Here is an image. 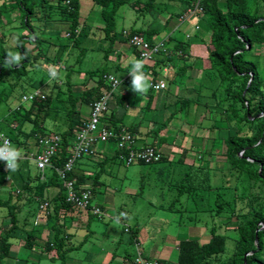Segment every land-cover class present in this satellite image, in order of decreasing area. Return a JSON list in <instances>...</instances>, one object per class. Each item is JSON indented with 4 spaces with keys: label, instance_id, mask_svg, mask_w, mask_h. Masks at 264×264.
<instances>
[{
    "label": "rangeland",
    "instance_id": "rangeland-1",
    "mask_svg": "<svg viewBox=\"0 0 264 264\" xmlns=\"http://www.w3.org/2000/svg\"><path fill=\"white\" fill-rule=\"evenodd\" d=\"M17 1L0 0V10L8 12L12 19V22L8 23L7 19L0 15V33L4 32L6 35L2 46L6 52L18 53L22 57L19 62L23 61L18 40L22 36L26 40L30 39L34 33L43 34L46 41H54L58 44L55 48L52 47V51L48 44H44V48L51 51L48 53L49 60L47 62L37 60L30 73L25 77L10 72L11 68L9 64H6L7 77L5 82L0 85V129L11 139L17 133L13 126L24 124L23 127L21 126L23 133L19 138L23 146L19 147V142H13V148L19 152V156H22L23 153L35 147L34 138L29 137L33 125L13 111L22 105L24 96L35 91L41 90L44 93L54 91V94H57L58 91L54 86L55 79L51 75L53 71L56 72L62 68L61 77L56 81L59 80L63 85L66 82H71L79 90L83 89V84L95 80V72L98 69L103 67L109 71H115L114 68L117 65L115 62L119 57L116 51L119 47V50L124 49L125 53L130 56L126 66H129L131 70L132 62L138 58L135 56L136 50L131 46V43L117 42L113 50H108L110 41L106 39L105 21L101 16V10L88 0L85 1L82 8L84 22L80 28L81 36L78 45H73V39L66 36L68 24L46 21L45 13H48V9L37 7L36 13L31 19V27L22 26L23 11L18 8ZM147 1L132 0V4L124 6L117 16V31L129 32L133 26L147 28L151 23L158 29L165 30L167 21L165 14L177 15L184 11L188 4L185 0L162 1L165 4L160 1L161 12H167L163 15L165 17L156 19L139 12L140 8L138 7L142 8ZM233 2L235 1L233 0ZM238 2V8L242 12L264 14V3L261 0L259 2L252 0L250 3L248 0H239ZM134 4H137L138 7H134ZM166 6L169 8L166 9ZM54 19L59 20L58 14L54 16ZM189 31L198 33L197 28ZM200 34V42L208 41L209 43L211 41V27L208 20H205L201 26ZM175 35L182 42L185 38L184 29ZM27 48L32 49V44L27 42ZM83 51L84 54H82ZM204 51L207 52L205 58L207 61L202 66L207 69L210 64L209 46L206 44ZM57 58L60 59L59 64L55 62ZM250 60L257 64L260 74L264 78V45L256 47ZM150 63L151 61H148L145 65ZM62 64H66L65 67L71 71L70 76L67 75L68 71ZM175 71L176 67L171 73L176 74ZM118 78L121 79V76ZM156 78L153 81H165L168 89L166 91L157 90L155 95L171 93L170 75L160 70L156 74ZM179 80L185 86L190 83V79L187 80V78H179ZM121 86L123 87V85ZM63 89L66 90V85ZM210 90L203 89L202 94L207 95ZM200 95L199 91L192 93L184 91L182 95L170 97L167 109L157 110L150 114L146 110L142 111L140 119L147 115L145 124H149L150 119L159 123H167L173 112L180 111L177 120L173 121L174 127L166 125V129L161 133L162 137H168L165 143L160 146L159 151L162 159L152 165L136 163L128 167L121 160L112 161L107 165L106 173L102 179L106 185L101 189L108 194L107 196L114 197V206H109L103 217L95 218L89 229L87 226H77L78 229H76L72 223L63 222L65 225H70L67 231L75 235L72 240L74 245L79 246L86 237L88 239L80 250L73 251L67 256V264H122L127 255H132L135 258L137 247L136 242L134 240L132 242V232L136 229L140 231L141 236L139 238L140 251L147 260L158 258L168 261L170 264H177L178 244L181 241L197 240L201 243H208L212 238L213 229L217 234L225 232L227 225L225 223L228 222L225 212L235 208L234 200L233 203L231 200L235 193V187L239 184L232 172L225 171V159L222 157L225 150L224 143H218L213 148L212 145L215 138L220 141L225 140L236 134L237 130L233 125L231 128L227 127L229 124L235 123V120H231V117L234 116L222 118L221 115L197 105L196 101ZM62 98L67 99L66 93H62ZM47 100L49 99L47 98ZM191 106L192 110H190ZM136 109H139L138 106ZM220 113L223 112L220 110ZM212 118L217 120V128L212 127L214 125ZM208 128H211L210 137L206 136L205 130ZM250 131L248 126L243 132H238V135H248ZM206 146L215 155H202L201 151ZM208 160L213 161L211 167L213 165L214 169H219V172H208L207 170L196 172L194 170L195 166L198 167L201 164L204 168L207 167ZM34 161L35 159H30L32 178L38 175L37 164ZM20 163V160L17 159L18 168L15 171L0 170V201L7 202L10 192L18 190L17 186L14 189L15 181H9V176L11 177L12 172L21 173L19 171ZM27 176L24 175L22 178L26 179ZM20 180L21 176L18 181L21 184ZM50 191L51 189H47L35 193L39 198L47 199V194L52 195ZM181 191H183L182 195ZM15 192L12 199L14 204L17 203ZM25 194L26 192H24L21 202L22 211L18 213V229L11 240V257L5 264H61V260L52 261L47 257L46 247L47 243L53 241V231L50 232L47 227H43V224L47 222L46 218L43 220L37 218L40 210L38 200H30L29 197L26 199L27 195ZM224 202H227L229 206L223 204ZM123 213L127 215V218L117 221V218H121ZM8 215H10L8 206H0L1 229H7L12 225ZM36 227L38 233L35 231ZM127 228H130L128 233L126 232ZM227 233L231 238L236 237L231 230H228ZM29 235H37L31 249L25 246ZM128 264L133 263L128 262Z\"/></svg>",
    "mask_w": 264,
    "mask_h": 264
},
{
    "label": "trees",
    "instance_id": "trees-1",
    "mask_svg": "<svg viewBox=\"0 0 264 264\" xmlns=\"http://www.w3.org/2000/svg\"><path fill=\"white\" fill-rule=\"evenodd\" d=\"M85 1L87 0H18L17 2L18 8L23 11L21 15L22 26L27 28L31 27V19L35 15L37 7L44 10L48 9V13H45L46 21H57L68 24L66 36L69 39H73V45H78L79 37L81 36L80 28L84 22L82 8ZM88 1L101 10V16L105 21L104 30L106 39L110 41V46L108 48L110 51L115 48L117 42L130 43L131 36L133 35H146L155 42L156 38L163 32L151 23L147 28L133 26L129 31L130 36L124 37V30L123 32L117 31V16L124 6L132 4V0ZM250 1L252 0H248L249 3ZM261 1L264 3V0ZM196 2L195 0H189L187 2L189 5L187 9L181 14L171 15L169 20L176 17L181 18L186 14L188 8ZM156 3L157 0H148L142 8L140 6L138 7L137 4H134V7L140 8L139 12H142V14L156 18ZM201 6L204 11L210 15L208 24L211 27V41L209 43L207 41V45L209 46L210 65L209 68L203 70L202 78L199 81V92L201 95L196 101V104L209 111L215 112V114L221 115L222 118H228L230 115L234 116L231 117V120H235V123L229 124L227 127L231 128L233 125L237 133L235 132L236 134L230 138L221 140L222 142L218 138H215L212 148L218 143H224L225 150L222 157L225 159V171L232 172V175L236 176L237 184L239 185L235 187V193L231 200V203H233L234 200L235 208L225 212L227 215L226 218L228 219V222L225 223L227 224L225 232L217 234L213 229L212 238L208 243H201L197 240L181 241L178 244L179 257L177 264H264V78L261 76L257 64L250 60L256 47L264 45V14L259 15L257 12L253 14L242 12L234 6L232 1L222 3L221 0H201ZM57 14L59 20L54 19V16H57ZM0 15L6 18L8 23L12 22L8 12L0 10ZM188 22L189 21L184 22L187 26L185 27V38L183 41L181 42L179 39H175L174 42V51L180 58H186L190 55V47H185V45H189L191 35H196L195 32L192 33V31H189L192 26L190 23L188 24ZM5 40L6 35L4 32H1L0 85L5 82L7 77L6 64H9L11 68L10 72H14L20 77H25L30 73V70L34 67L37 60L47 62L49 60L48 53L52 51V47L55 48L58 46L57 42L46 41L43 38V34L34 33V36L27 40L22 36L19 38L18 44L24 60L15 64L14 62H10V57L2 46ZM27 42L32 44L33 50L27 48ZM204 42L206 43V41ZM44 44L49 45L50 52L44 48ZM84 53L83 51L82 54ZM169 60L170 59H167L161 63L168 62ZM55 62L59 64L60 59L57 58ZM62 65L65 67L66 64ZM121 67L122 64H119L116 68ZM158 68L162 70V67ZM185 68L186 67H183L181 70L184 71ZM61 69L62 68H59V70L55 72V77L52 76V78L55 79L54 86L58 91L57 94H54V91L50 93L43 92L49 100L35 101L32 104L22 103V105L13 111L33 125L29 137L34 138L36 145L39 146V140L41 138L53 135L60 136L62 143L59 153L53 159V166L48 170V172H50L49 174H51L50 178L53 181L52 183L56 186L59 185L56 169L59 167L63 168L66 165L69 160L72 142L86 124L83 118L81 105H90L92 102L100 100L103 89H110L106 84L105 78L113 74V71H109L106 68L102 67L98 69L95 72V80L83 84V89L77 90L80 91V94L75 96L74 92L76 88H73L71 82L65 83L66 90H64L63 87L65 85L61 84L59 80L56 81V79H60L61 77ZM65 69L68 71L67 75L70 76L71 71L66 67ZM159 70L153 69L152 75L154 80H156V74H158ZM125 83L131 85L130 80L125 81ZM87 86L90 87L89 91L84 90ZM203 89L211 90L207 95H204L202 94ZM152 92V87H149L146 94L150 96L151 99L149 108L153 105ZM62 93H66L67 95V99L65 100L67 107L65 110H61L53 105L56 98L62 101L60 100ZM27 105H29V107H27ZM220 110L223 113H220ZM179 112L178 110L173 112L164 127L153 130L151 133L147 134L149 136L153 135L154 141L149 146L147 145L145 147H154L160 150V146L164 144L168 138L166 136L162 137L161 133L166 129L165 126H168ZM41 114L45 117L43 122L39 120ZM49 117L56 118V122H54L51 129H48L44 124L49 121ZM103 120L110 121L112 125L116 126V118L113 114L110 115V117L103 118ZM216 121V119L212 118V122L214 123L212 127H216ZM17 125L20 129H15L17 132L16 136L11 137L12 147L13 142H19V147L22 146V143L19 141V133H23L21 126L23 127L24 124ZM248 126L251 130L248 135H238V132H243ZM112 128L116 130V127ZM128 132L134 135L135 131L134 129H129ZM24 136L27 137L28 135ZM201 153L202 155H215L214 152L207 149V146L202 149ZM122 154L123 152L118 150L115 156L98 163L96 175L93 178L94 182L90 187L93 190L94 199L97 190L103 186L104 182L102 179L107 165L112 161L116 162L120 160ZM207 163V167L204 168L203 164H201L198 167L195 166L194 170L196 172H204V170L208 172H219V169H214L215 167L213 165L211 167L213 161L208 160ZM141 165L147 164L142 163ZM1 169H7L3 162H0V170ZM70 177L77 179L78 187L84 184L85 178L75 175L74 170ZM35 179L36 181L37 179L41 181V175L38 174L37 177L33 179L29 177V179L25 181L21 191L16 190L15 192L12 190L7 202L0 201V206H8L10 215L7 217L12 221V225L9 228H0V264H4L5 261L11 257V240L18 229V213L22 211L21 202L24 192H26L25 195H28L25 197L26 199H28L27 197L31 194L35 199L34 201H36V199L38 200V194L35 192L44 191L43 189H47L49 186L48 183L41 186L39 181H37L38 184L36 186H32L30 180L34 181ZM60 189L61 192L55 198L50 200L42 197L39 198L41 204L37 202L40 204L38 206L40 209L39 215L48 214V221L54 218L51 228L47 227L50 232L53 231V241L47 243L46 255L52 261L59 259L61 260V264H67V256L73 251L80 250L88 239L86 237L79 246L72 243L75 235L67 231L70 225H65V223H72V221L69 220V215L71 216L73 213L80 214L83 211L67 203L66 193L61 187ZM13 191L17 195V203L15 204L12 200L14 195ZM182 194L183 191H181V195ZM29 199L31 200L32 197H29ZM45 203H48L49 207L43 212L41 206ZM51 204L52 207L54 206L52 210ZM223 204L229 206L227 202ZM98 206L101 207L103 215L98 216L88 212L89 220L93 221L95 217H103L106 214V207L103 205ZM63 222L65 223L63 224ZM87 228H91V225L89 224ZM76 229L78 228L76 227ZM228 230L233 231L236 237L231 238L230 234L227 233ZM35 231L38 233L37 227ZM128 232H130V230ZM139 234L140 231L137 229L132 232V242L134 240V242L139 243ZM35 236L37 237V235L28 236L27 243L25 244L26 248H33ZM132 261H134V256L127 255L122 264H128V262ZM157 261L160 264H170L163 259H157Z\"/></svg>",
    "mask_w": 264,
    "mask_h": 264
},
{
    "label": "crops",
    "instance_id": "crops-1",
    "mask_svg": "<svg viewBox=\"0 0 264 264\" xmlns=\"http://www.w3.org/2000/svg\"><path fill=\"white\" fill-rule=\"evenodd\" d=\"M164 0H157L156 3V7L155 10L157 11V15H156V19H160L161 17H165L166 21V27L165 30H162L164 33L161 34L157 39V41H161L165 43V48L164 50L161 52V54L159 56H157V58L151 60V63L148 65H145V75L148 77V82L150 84L151 87V82H153L154 78H153V69L159 70L158 67H162L161 71H164L165 73H167V75H170L171 80L170 79V88H171V93L167 94V93H161L159 94V96L155 95V91L157 90H153L152 92V98H153V105L151 108H149V104H150V96L146 95V93H136L132 90L131 85L127 84V83H123V87L120 86L119 90L116 91L114 93V97L109 105V110L106 112V115L104 116V118L106 117H110V115L113 114V116H115L116 118V126L112 125V123H110V121H105L104 123L106 125H108L109 127H116V130L118 131H129V129H134V135L137 139V145L139 147H145V146H149L153 141H154V137L153 135L149 136L147 134L151 133L153 130L156 129H160L162 127H164L165 123H159L158 121H154L151 120L149 121V124H145V121L147 119V115L145 117H143V119H140L142 114V111L144 112L145 110L149 112V114L151 112H156L163 110L164 108L167 109V106L170 103V97L172 95H182L184 91H187L189 93L192 92H197L200 91L199 88V81L202 78V74H203V69L204 67L202 65L206 64L207 59L206 58V54L207 52L204 51V46L205 44L207 45V42H200V36H201V26H203L205 20H209L210 15L208 13H204L202 16L194 18L189 20L188 24L190 23V25L192 26L191 30H193V28H197L198 33L194 36L191 35L190 37V43H189V47H190V55L186 58L184 57H178L177 53L174 51V42L175 39H177V37H175L176 33L178 31H181L184 29V31L186 30L185 27L187 26L186 24H184L183 22H181L180 17H176L173 18L171 20H169L170 18V14H167V11H162L161 12V2ZM173 2L174 0H168ZM186 2H188L187 0H185ZM233 2V0H221L222 3L225 2ZM234 6L238 8L239 5V0H234ZM162 4H165L164 2H162ZM189 5H186V8ZM167 7V6H166ZM169 7H167L166 9H168ZM184 11H182L181 13H183ZM166 13V14H165ZM179 13V14H181ZM165 14V16H163ZM169 20V23H168ZM161 30V29H159ZM208 46V45H207ZM120 48V47H119ZM117 49V54H118V58H117V62H115V64L119 65L122 64L121 68H116L117 65L115 66V71H113V74L117 75L118 77L121 76L122 80L126 79V76L129 72H131V69L129 66H126V63L129 62L130 56L128 54L125 53L124 49ZM132 49V48H131ZM135 50V49H134ZM135 56L139 59V55L137 53V51H135ZM167 59H170L168 62H163ZM205 63V64H204ZM63 66V65H62ZM176 67V71L174 74L173 72L171 73V71H173V68ZM186 67L183 70H181V68ZM160 71V70H159ZM158 71V72H159ZM185 72V73H184ZM174 74V75H172ZM180 79L182 78H187V80L190 79V83L185 86L184 84L180 83ZM157 79V78H156ZM172 81V83H171ZM163 83H166L165 81H161ZM194 82V83H192ZM76 88V91L74 92L75 96L79 95L80 92L77 91L78 87H74ZM81 89V88H80ZM79 89V90H80ZM168 89V85L167 88L165 90H159V91H166ZM186 93V92H185ZM167 95V97H166ZM60 100L59 101L57 98L54 101V107H58L61 110H65L67 107V103L65 101V99H62V96H60ZM138 100V102H136ZM137 103V104H136ZM138 106V110L136 109V107ZM81 109H82V113H83V118L84 120L87 122L90 116V105H81ZM192 106L190 108V110H192ZM184 112V110H183ZM146 114V112H145ZM42 117V118H41ZM179 116L177 115L175 117V119H173L171 121V123L167 126L173 128V121L177 120ZM211 119V118H210ZM39 120L40 122H43L45 120L44 115H40L39 116ZM209 120V119H208ZM181 121V120H180ZM54 122H56V118L54 117H49V121H47V123H44L48 129H51L53 127ZM14 129H20V127H18L17 124H15ZM18 127V128H17ZM166 128V126H165ZM207 133V137H210V128H208L207 130H205ZM6 134V133H4ZM20 137L22 136V133H19ZM7 135V134H6ZM205 137V136H204ZM165 143V142H164ZM208 144V143H207ZM23 146V144H22ZM21 146V147H22ZM41 152V148L35 144V147L32 148L31 150L26 151V153H23L22 156H19L18 159L20 160V169L19 171L21 173H17V172H12L11 177L9 176V181H15L14 185L15 187L18 189V191L22 190V187L25 184V181L30 178H32L31 175V168H30V159L33 158L35 159V157ZM117 154V149L116 146L113 143H109V144H98L95 150V153L93 154V156L82 159L80 161H78L75 165L74 168V174L80 177L85 178L84 184L82 185V187H91V185L94 182V176L96 175V167L100 161H103L107 158H111L113 156H115ZM99 161V162H98ZM119 161V160H118ZM116 161V162H118ZM35 162V161H34ZM96 162V163H95ZM38 174L41 175V181H39L37 179V181L40 182V185L43 186L46 183H48V187L47 189L50 190V193L52 195H48L47 199H53L55 198L60 192L61 189L56 185H53V181L50 178L51 174H49L50 172H44L42 173L38 167ZM11 171V170H9ZM106 173V172H105ZM49 174V175H48ZM27 176L26 179L22 178L23 176ZM21 176V184L18 182ZM33 179V178H32ZM36 181V179L33 181L30 180L31 185L32 186H36L38 184V182ZM19 183V184H18ZM106 183H103V186H105ZM103 186H101L96 193L95 196V203L98 205H103L106 207V212H107V208L109 206H114V197L105 193V191H103V189H101ZM47 189H43L44 191ZM28 196V195H27ZM29 197H32V200H35L33 198V196L31 194H29ZM37 201V199H36ZM38 202H39V197H38ZM50 202V201H49ZM40 203V202H39ZM41 204V203H40ZM39 204V205H40ZM46 204V203H45ZM52 208H54V206L52 207L51 204V210ZM44 212V211H43ZM42 212V213H43ZM39 214L40 211L37 215V218H39ZM45 215V216H44ZM48 214H43L41 215V220L45 219L47 220V222H45L43 225L45 227H49L51 228L52 226V222L54 221V218L50 221H48ZM97 218V217H95ZM93 221L89 220L90 218L88 217V214L85 212H81L80 214L78 213H73L71 214V216L69 215V220L72 221V224L74 227H77L78 225L81 226H89V224L92 226V224L94 223ZM84 224V225H82ZM86 224V225H85ZM43 226V227H44ZM140 234H139V238H140ZM146 258V257H145ZM158 259V258H157ZM155 259V260H157ZM6 263V261H5ZM4 263V264H5ZM133 263V261H132Z\"/></svg>",
    "mask_w": 264,
    "mask_h": 264
},
{
    "label": "built area",
    "instance_id": "built-area-1",
    "mask_svg": "<svg viewBox=\"0 0 264 264\" xmlns=\"http://www.w3.org/2000/svg\"><path fill=\"white\" fill-rule=\"evenodd\" d=\"M205 13L201 6V0H197L194 5L188 8L185 15L180 19L181 22H186L191 19L202 16ZM129 32H124V37H129ZM130 43L137 51L139 59L144 61L142 69L145 74V63L151 61L161 54L165 48V43L161 41H152L146 35H133L131 36ZM189 46L188 44L185 47ZM106 84L110 89H103L100 100L94 101L90 104V116L85 124V127L78 133L72 142L69 152V160L66 165L57 168L58 184L66 193L67 203L73 205L75 208L83 211L90 212L94 215L102 216L103 211L100 206L95 203L93 190L90 187H78L76 178H71L70 175L74 170L76 163L82 159L93 156L98 144H111L116 146L117 151L120 150L123 154L120 160L123 161L128 167L136 163L152 165L162 159L161 152L154 147H138L137 140L134 135L127 131H118L109 127L104 123V114L107 112L109 104L112 101L113 94L119 90L120 86L125 81H131L130 72L127 74L125 80L119 79L116 75L110 74L106 78ZM153 90H165L166 83L153 81L151 82ZM85 91H89L90 87H85ZM35 101H47V96L43 91L38 90L30 95L24 96L22 103L32 104ZM62 140L60 136L53 135L39 140V147L41 152L35 157V162L40 171L44 172L53 166V159L59 153ZM12 147L11 139L2 133L0 129V147L5 145ZM3 162L7 167L6 162ZM49 204H43L41 209L45 211ZM127 215L122 214V217L117 218V221L125 219ZM41 218V215H39ZM130 228H127L128 232ZM137 254L134 258L133 264H160L157 260H147L140 251V244L136 242Z\"/></svg>",
    "mask_w": 264,
    "mask_h": 264
},
{
    "label": "clouds",
    "instance_id": "clouds-1",
    "mask_svg": "<svg viewBox=\"0 0 264 264\" xmlns=\"http://www.w3.org/2000/svg\"><path fill=\"white\" fill-rule=\"evenodd\" d=\"M8 56L10 57V62L14 63H19V61L22 59L18 53L13 54L9 52ZM143 67V60L137 59L132 62V70L130 72L131 88L136 93H146L150 87V84L148 83V77L142 71ZM51 75L55 77L56 73L53 71ZM19 155V152L10 145L6 144L5 146L0 147V160L6 162L7 169L11 171H15L18 168L17 159Z\"/></svg>",
    "mask_w": 264,
    "mask_h": 264
}]
</instances>
